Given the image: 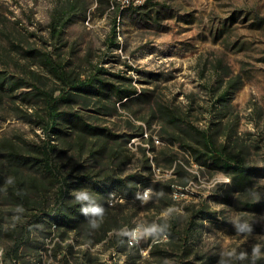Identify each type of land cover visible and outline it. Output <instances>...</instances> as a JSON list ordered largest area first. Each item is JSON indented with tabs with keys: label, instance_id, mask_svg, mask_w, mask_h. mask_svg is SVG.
<instances>
[{
	"label": "rangeland",
	"instance_id": "obj_1",
	"mask_svg": "<svg viewBox=\"0 0 264 264\" xmlns=\"http://www.w3.org/2000/svg\"><path fill=\"white\" fill-rule=\"evenodd\" d=\"M69 1L0 0V69L8 71L14 80H43L45 86L52 87L54 78L37 57L26 52L39 50L64 63L66 69L86 74L101 67L110 74L130 78L138 90H150L153 96L149 104L133 103L131 109L119 108L110 117H102L91 108H82L81 112L88 122L106 126L114 133L128 132L129 122L142 125L143 135L131 138L120 158L113 160V153H108L101 165L123 175L141 170L144 159L140 148L145 147L153 176L172 182V199L165 205L168 197L153 198L146 187L138 191L139 199L130 202L112 193L108 204L120 211L121 227H114L100 241L86 239L75 231L62 235L45 224H36L29 235L33 247L19 248V263L108 264L116 250L109 245L112 233L137 227L144 250L149 243L145 229L156 225L177 232L156 248L164 253L151 257L149 252L137 250L139 257L132 260L130 255L135 252H122V264H262L264 206L259 204L264 203V0H113V6L107 5L108 0H78L79 9L64 26L58 42L50 35L48 24ZM117 4L116 45H110ZM230 81H234L231 92L226 100H219V93ZM22 90L27 88L14 91L16 98L5 99V109H0V142L26 145L38 143L43 136L32 118L18 117L41 105L38 100L23 101L19 97ZM156 102L199 128L213 131L218 126V144L243 146L247 163L257 170L250 187L232 192L227 186L228 175L191 161L177 141H170L171 130L158 119L148 124L151 111L157 109ZM14 105L19 110L15 111ZM69 154H60L63 170L75 168L74 174L83 173V166L78 168L67 161ZM172 157L176 159L174 169L169 164ZM76 160L91 162L85 154H76ZM144 190L149 193L147 201L142 199ZM242 201L255 204L254 208H244ZM158 207L162 211L157 212ZM196 208L213 217L196 219L194 228L184 235L186 220ZM0 210L6 211L0 234L5 252L14 238L20 237L19 228L14 226L27 220V212L20 205H0ZM157 218L163 220V227ZM244 223L250 226V232L237 231V224ZM184 236L185 251L179 246ZM255 245L261 247L259 258L252 256ZM233 250L236 255L230 256ZM241 252L247 253L243 260L238 258Z\"/></svg>",
	"mask_w": 264,
	"mask_h": 264
},
{
	"label": "trees",
	"instance_id": "obj_2",
	"mask_svg": "<svg viewBox=\"0 0 264 264\" xmlns=\"http://www.w3.org/2000/svg\"><path fill=\"white\" fill-rule=\"evenodd\" d=\"M113 2L108 0L107 5L113 6ZM79 6L78 0L66 2L51 17L48 24L50 35L58 39V42L64 26ZM118 9L117 4L112 24L113 34L108 40L110 45H116L114 36ZM26 52L31 53L32 57H37V62L54 78L55 84L47 87L43 80L37 83L25 79L17 80L18 78L14 80L8 71L0 69V109H5V99L16 98L14 91L26 87L27 90H22L19 97L23 101L38 100L41 105H35L32 112H22L23 114H19L18 117L32 118L33 124L43 133L38 143L24 145L22 142H0V205L10 207L20 205L27 212V220L14 226L19 228L20 237L14 238L12 245L4 252L5 257L14 260L12 264H20L18 252L22 245L25 248L33 247L29 235L36 224H45L46 228H53L62 235L69 231L83 233L86 239L93 238L95 241L104 239L114 227L120 228L119 221L122 219L120 211L108 204L112 193L130 202L139 199L138 191L146 187L152 191L153 198L162 200L163 195L168 197L165 205L172 199L170 196L172 182L170 179L160 180L153 176L151 160L146 154L145 147L140 148L144 159L141 170L123 175L114 169L107 171V165H101L108 153H113V160L120 158L123 148L130 139L143 135L142 125L135 126L129 122L128 132L114 133L106 126L88 122L81 112L82 108H91L102 117H110L117 114L119 108L131 109L133 103L149 104L153 96L151 91L138 90L131 84L130 78L110 74L101 67L81 74L73 69H66L64 63L51 59L45 52L39 50ZM35 79L38 80L39 77L35 76ZM231 83L234 81L227 83V89L219 93V100H226L228 93L231 92ZM156 106L157 109L150 113L151 120L147 121L148 124L158 119L163 126L171 130L167 132L170 141L172 143L177 141L191 161L201 168H207L212 172L221 171L228 175L230 182L227 186L232 192H242L250 187L251 178L257 170L247 163L243 146H237L234 142L218 144L216 142L218 126L213 131H208L195 126L189 119L164 105L156 102ZM13 107L15 111L19 110L17 106ZM63 151H70L67 161L75 163L78 168L83 166V173L74 174L75 168L68 172L63 170L60 165V154ZM76 154L87 155L91 162L83 164L77 161ZM129 161L130 156L127 155L126 162ZM174 162L176 159L170 158L169 164L172 165ZM176 165L180 167L179 163ZM81 190L87 191L91 198L89 201H77L74 193ZM227 201L231 202V198ZM241 204L246 209H253L255 205L247 201H242ZM259 205L264 206V203L260 202ZM89 206L103 208V214L101 216L85 214L82 208ZM12 211L16 212L15 209ZM160 211L162 208L158 207L157 212ZM0 214V234H3L6 211L0 210ZM212 217V214L203 208H196L187 218L183 234H189L196 224V219ZM157 222L161 227L164 226L161 218H157ZM133 228L132 225L125 230L112 233L109 245L125 254L127 251L135 252L136 254L130 255V258L137 260L138 251L128 247L125 242L128 231ZM159 229L162 230L152 235L166 233L168 235L166 242L177 235L172 228ZM161 244L163 243L158 242L150 248L151 257H158L164 253L156 249ZM179 246L183 251L186 250L185 236Z\"/></svg>",
	"mask_w": 264,
	"mask_h": 264
},
{
	"label": "clouds",
	"instance_id": "obj_3",
	"mask_svg": "<svg viewBox=\"0 0 264 264\" xmlns=\"http://www.w3.org/2000/svg\"><path fill=\"white\" fill-rule=\"evenodd\" d=\"M74 195L76 196L77 201H80V202L89 201L91 199L89 194L87 193V191H84V190L78 191V192L74 193ZM142 199L144 201H147L149 199V193L146 192L145 195L142 197ZM82 211L85 214H91L93 216H101L103 214L104 210H103V208H101L99 206H89V207L82 208ZM161 230L162 229H159L156 225H153L152 227L145 229V232L147 234H152V233H155V232L161 231ZM237 231L241 232V233L250 232L251 228L247 223L237 224ZM133 235H135V234H133ZM229 255L235 256L236 255L235 250L230 252ZM261 255H262V253H261L260 245H255L252 249L253 258H259ZM246 256H247V253L241 252V253H239L238 258L243 260L246 258Z\"/></svg>",
	"mask_w": 264,
	"mask_h": 264
},
{
	"label": "bare ground",
	"instance_id": "obj_4",
	"mask_svg": "<svg viewBox=\"0 0 264 264\" xmlns=\"http://www.w3.org/2000/svg\"><path fill=\"white\" fill-rule=\"evenodd\" d=\"M146 192H147L146 190L143 191L142 197L145 195ZM133 234H135V235H133ZM167 240H168V235L166 233H162L160 235L155 234V235H153V237L149 241L148 245L143 250L141 248L140 234H139V229L137 227H135L131 231H129L126 238H125V242H126V245L128 247H133L136 250H140L144 254L149 252L150 248L154 244H156L158 242H162V241H167ZM123 257L124 256H123L122 252L117 251V250L112 251L111 259L114 261V264H122ZM0 260H6L4 250L2 247H0Z\"/></svg>",
	"mask_w": 264,
	"mask_h": 264
},
{
	"label": "built area",
	"instance_id": "obj_5",
	"mask_svg": "<svg viewBox=\"0 0 264 264\" xmlns=\"http://www.w3.org/2000/svg\"><path fill=\"white\" fill-rule=\"evenodd\" d=\"M134 139H135V137H134ZM175 192H176V189L174 188L173 193H175ZM117 196L118 195H116L115 197H117ZM0 247H2V246H0ZM13 262H14V260H10V259L9 260H0V264H12ZM108 264H114V261L112 259L108 260Z\"/></svg>",
	"mask_w": 264,
	"mask_h": 264
},
{
	"label": "crops",
	"instance_id": "obj_6",
	"mask_svg": "<svg viewBox=\"0 0 264 264\" xmlns=\"http://www.w3.org/2000/svg\"><path fill=\"white\" fill-rule=\"evenodd\" d=\"M152 237H153V235L152 234H149V236H148V242L151 240ZM148 256H150V255H148ZM125 260H126V258H125Z\"/></svg>",
	"mask_w": 264,
	"mask_h": 264
}]
</instances>
